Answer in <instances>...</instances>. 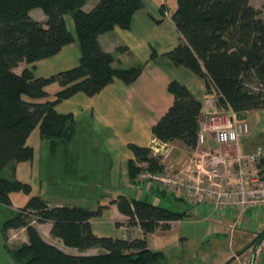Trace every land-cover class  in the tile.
I'll list each match as a JSON object with an SVG mask.
<instances>
[{
	"label": "trees",
	"instance_id": "16d2710c",
	"mask_svg": "<svg viewBox=\"0 0 264 264\" xmlns=\"http://www.w3.org/2000/svg\"><path fill=\"white\" fill-rule=\"evenodd\" d=\"M86 2L0 0V173L6 168L11 172L9 179L0 177L2 206L9 207L10 193L30 192L29 185L15 179L14 165L33 159L26 140L36 128L50 142V158L60 165L57 175L62 184L72 187L102 182L97 178L101 173L100 154L80 141L74 142L72 117L58 114L55 106L78 93L93 97L114 79L130 85L139 77L143 65L115 68V57L101 49L98 38L115 27L128 29L142 1L98 0L89 12L83 10ZM176 5L171 18L180 38L167 54L174 66L190 71L204 83L207 92L213 89L219 109L230 108L238 117L264 110V15L261 17L250 0H176ZM34 9L42 11L45 23L30 17ZM65 15H71L79 44L78 65L45 78L34 77L28 68L15 73L19 64L53 57L73 42ZM127 51L126 47L116 49L117 53ZM52 84L60 90L53 101H48L46 88ZM168 91L173 103L151 128V135L163 144L179 142L194 149L202 101L176 81L169 83ZM158 146L153 142L150 147L153 150ZM129 149L137 163L147 164L142 168L134 160L128 162L131 184L142 172L163 169L150 156L151 149L135 145ZM110 203L128 218V226L138 225L143 235L168 231L170 223L184 216L145 199L118 196ZM100 216L101 208L48 207L39 197H31L3 223L2 229L5 233L18 229L26 232L27 243L11 252L19 264H154L163 260L161 253L148 248L145 237L94 235L90 220ZM32 222L51 223V236L65 247L80 252L97 249L99 253L65 254L44 242Z\"/></svg>",
	"mask_w": 264,
	"mask_h": 264
},
{
	"label": "crops",
	"instance_id": "0c3cea01",
	"mask_svg": "<svg viewBox=\"0 0 264 264\" xmlns=\"http://www.w3.org/2000/svg\"><path fill=\"white\" fill-rule=\"evenodd\" d=\"M97 1L87 0L83 10L89 12ZM141 1L142 8L134 13L128 29L115 27L110 33L98 38L101 49L112 54L118 62L113 65L115 68L143 65L139 77L130 85L114 79L93 97H86L78 93L55 106V111L58 114L72 117L75 123L74 142L80 141V144L83 143L82 146L92 147L100 154L101 173L100 175L98 173V177H96L99 180L102 179L101 184L96 182L72 187L62 184L63 180L57 175L60 165L52 162L50 158V142L43 139L39 129L36 128L26 140V145L33 151V159L14 165L15 179L22 184L29 185L30 192L28 194L22 192L9 194L10 213H17L31 197H39L48 207H81L87 210L101 208V216L90 220L94 235L123 239L146 238L148 234L143 235L138 225L128 226V218L118 211L116 205L110 203L118 196L142 199L139 196L143 197L144 194L145 196L148 194L146 184L142 186L140 191H132L130 188L132 184L130 183L127 164L134 160V156L129 147L135 145L151 149V144L157 142L162 152H164L165 147L169 148V150L166 149L168 151L166 156L165 153L156 155L162 157L171 171L183 169L187 173L192 168L191 160L193 158L191 155H193V149H189L179 142L163 144L152 137L151 128L173 103V97L168 91V85L171 81L185 85L194 97L201 101L207 90L200 79L194 77L187 69L174 66L167 57V54L178 44L180 38L171 18L177 7L176 0ZM258 1L261 0H250V4L256 10L258 9ZM30 17L40 23L46 21L44 14L39 9L32 10ZM64 20L73 42L64 46L53 57L29 65L19 64L15 73L19 74L24 68H28L34 77L45 78L78 65L80 48L72 18L70 21L68 15H65ZM119 47H126L128 51L117 53L116 49ZM59 90L57 84L48 86L46 88L48 101H53L54 95ZM203 122L204 117L201 113L199 130ZM263 135H253L251 132L233 145L230 150L241 153L251 152L255 148L254 145L258 137ZM55 177L58 179L55 180ZM171 196L173 195L171 194ZM202 216H207L202 219L207 225L202 227V233L199 235L200 242H207L210 238L218 237V235L229 230V225L224 226L227 219L221 221L223 224L217 222L221 217H224L223 214L208 212ZM225 216L233 217V220L235 218L231 214ZM244 216L242 219L246 220L249 214ZM179 222L170 223L172 225L168 231L156 230L155 232L169 233ZM32 226L44 242L65 254L74 256L94 255L91 254L92 251H99L91 249L80 252L77 249L65 247L59 239L51 236V223L38 224L32 222ZM263 227L264 224L259 223L256 228H259L258 231H260ZM24 231V229L10 230L8 233H23ZM22 243H27L26 237ZM229 253L225 258L231 256L232 253Z\"/></svg>",
	"mask_w": 264,
	"mask_h": 264
},
{
	"label": "built area",
	"instance_id": "2783aa9c",
	"mask_svg": "<svg viewBox=\"0 0 264 264\" xmlns=\"http://www.w3.org/2000/svg\"><path fill=\"white\" fill-rule=\"evenodd\" d=\"M201 113L204 122L197 134L189 172L153 175L145 171L140 179L159 181L171 194L186 199L190 205L209 204L213 213L231 214L235 218L245 214L264 216V146L248 153L230 150L250 133L248 113L238 117L230 108L218 109L213 89L204 96ZM166 149L151 150L154 155L165 153L166 156L169 148ZM194 165L203 175L194 174ZM140 167L147 165L143 163ZM236 227L230 225L229 229L235 231Z\"/></svg>",
	"mask_w": 264,
	"mask_h": 264
},
{
	"label": "rangeland",
	"instance_id": "374dc122",
	"mask_svg": "<svg viewBox=\"0 0 264 264\" xmlns=\"http://www.w3.org/2000/svg\"><path fill=\"white\" fill-rule=\"evenodd\" d=\"M257 7V10L261 13V17H263L264 1H258ZM68 18L71 21V15H68ZM248 116L250 122L249 134H251V132L253 135L264 134V110L253 111ZM256 141L257 142L254 145L255 147L264 146V135L260 138L258 137ZM150 156L154 158L155 161L157 159L158 166L162 167L163 169L161 171H148L149 173L153 175H171L170 167L166 165L164 160H162V157L154 155L152 151L150 153ZM191 158H193V155H191ZM134 162L138 166H141V164L137 163L135 159ZM196 163L197 162L195 161V165ZM195 165L194 174L196 176L203 175L204 172L199 169L197 170ZM9 174H11L10 169L6 168L4 172L0 173V177L9 179ZM141 174L137 175L136 183L132 184V186L130 187L132 191H140L142 189V186L146 184L148 194L147 196H145L144 194L143 197L139 196L140 198L154 203L155 205H160L161 207L184 213V216L181 218L180 222L176 224L175 228L171 232L164 233L157 231L146 236L149 249L153 252H159L162 254L163 260L154 264H224L239 250L246 249V246L250 243L248 241H250V239L259 232V228L256 227L260 222H264V216L262 214H252L248 216L246 220L242 219L243 217L238 216L233 220V217L229 218L226 217L223 213L217 212L216 214H223L224 216L221 217V219L217 220V222H221L223 219H227L224 223V226L226 227L228 225L230 226L236 224L237 229H235V231H232L228 227L229 230L221 234L224 237L218 235V237H214L212 239L210 238L207 242H200L199 235L202 233V227L207 225L205 223V220H202L203 217L207 216H202V214L205 215V213L212 212L213 206H210L209 204L198 205V203H193L194 205H190L186 199H183L180 196H175L174 194H172L173 196H171V191L167 190L165 186H163V184L159 181H143L142 179H140ZM136 197H138V195H136ZM12 215L13 213H10V206L6 207L0 205V264H19V262L15 261L12 258L11 252L16 250L21 246V244H23L22 241H25V237L27 240L25 231L23 233H5L3 231V223ZM244 217L246 218V216ZM230 251L232 254L229 253ZM97 253H99V251L91 252V254ZM228 253L231 254V256L229 258H225ZM262 257H264V241L258 247L254 264H264V261L260 262V258ZM250 258L251 248L245 251V253L242 254L237 259V261L231 264H250Z\"/></svg>",
	"mask_w": 264,
	"mask_h": 264
},
{
	"label": "water",
	"instance_id": "95a60500",
	"mask_svg": "<svg viewBox=\"0 0 264 264\" xmlns=\"http://www.w3.org/2000/svg\"><path fill=\"white\" fill-rule=\"evenodd\" d=\"M261 234L258 235L255 239H253L247 246H246V249L249 248V247H252V251H251V260H250V264H253L254 262V257H255V254H256V249H257V245H256V242L257 240L260 238ZM245 249V250H246ZM244 250V251H245ZM243 253V251H239L237 252L234 256H232L231 258H229L224 264H230L232 263L236 258L240 257L241 254Z\"/></svg>",
	"mask_w": 264,
	"mask_h": 264
},
{
	"label": "flooded vegetation",
	"instance_id": "af4514ba",
	"mask_svg": "<svg viewBox=\"0 0 264 264\" xmlns=\"http://www.w3.org/2000/svg\"><path fill=\"white\" fill-rule=\"evenodd\" d=\"M260 234H261V236H260V238H259V239L257 240V242H256L257 249H258L259 245L264 241V227H263V228H262V229H261L256 235H255V237H254L253 239H255V238H256L258 235H260ZM253 239H252V240H253ZM252 240H251V241H252ZM251 241H250V242H251ZM250 248L252 249V247H249V248H247L245 251L249 250ZM257 249H256V250H257ZM239 251H242V250H239ZM239 251H238V252H239ZM245 251H243L242 254H244ZM251 251H252V250H251ZM242 254H241V255H242ZM255 255H256V254H255ZM238 258H239V257H238ZM238 258H236V259H238ZM236 259H235V260H236ZM235 260H234V261H235ZM250 260H251V258H250ZM254 260H255V257H254ZM234 261H233V262H234ZM262 261H264V257L260 258V262H262ZM233 262H232V263H233ZM230 264H231V263H230ZM253 264H254V262H253Z\"/></svg>",
	"mask_w": 264,
	"mask_h": 264
},
{
	"label": "bare ground",
	"instance_id": "6f19581e",
	"mask_svg": "<svg viewBox=\"0 0 264 264\" xmlns=\"http://www.w3.org/2000/svg\"><path fill=\"white\" fill-rule=\"evenodd\" d=\"M160 146H158L157 148H153L154 152H159Z\"/></svg>",
	"mask_w": 264,
	"mask_h": 264
}]
</instances>
